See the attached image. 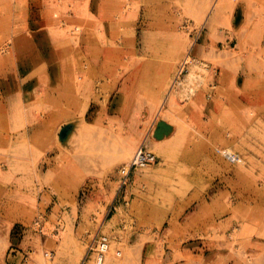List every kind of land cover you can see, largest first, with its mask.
Listing matches in <instances>:
<instances>
[{
    "label": "rangeland",
    "instance_id": "rangeland-1",
    "mask_svg": "<svg viewBox=\"0 0 264 264\" xmlns=\"http://www.w3.org/2000/svg\"><path fill=\"white\" fill-rule=\"evenodd\" d=\"M224 1L48 0L37 43L65 62L69 83L51 88L70 116L30 145L55 105L46 74L19 66L35 38L20 39L16 19L43 7L0 0V74L40 85L2 130L0 264H95L103 236L106 264H264V0ZM158 120L180 138L168 153L148 147ZM141 146L157 162L130 169Z\"/></svg>",
    "mask_w": 264,
    "mask_h": 264
},
{
    "label": "crops",
    "instance_id": "crops-1",
    "mask_svg": "<svg viewBox=\"0 0 264 264\" xmlns=\"http://www.w3.org/2000/svg\"><path fill=\"white\" fill-rule=\"evenodd\" d=\"M33 4L43 7L38 9L35 13L28 15L29 21L31 23H28L27 26H21L22 21H25L27 18V14L23 13L16 19L17 22H19V26L16 29L17 35L20 37V39L23 38L25 35L29 34L31 38H35L34 46L35 48H32L31 50H27L24 53H22L21 57L23 60L20 61L19 66L23 67L24 72L26 70H31L32 68H35L36 71L41 75H45L48 78L49 84H47V88L45 90V99L50 102V104L53 102L55 105V111L53 113H50L54 116L55 119H49L43 120V122H40L37 126H32L29 129H27V132L25 133V139L32 144H36L38 141H49V138L51 135L44 132V128H46L47 125H50L55 120H62L69 118L70 113L68 112V106L67 108H63L61 106V102H65L66 104H69L66 102V100H58V90L63 91L66 85L69 83V79L67 80V75L65 71V62H57L53 57V50L51 49V46L47 48V50H42L37 43L38 38H46L48 39L47 31L52 26L53 20L50 15V10L46 8V5H48V0H32ZM28 21V20H27ZM35 36V37H34ZM41 40H39L40 42ZM51 58V59H50ZM38 59V60H37ZM6 63L2 65V69H6ZM76 68V67H74ZM1 69V71H2ZM57 70V75L53 73ZM75 70V74L73 77H71L70 83L74 86V78L77 74V69ZM21 76V75H20ZM39 76V75H38ZM21 77L15 76V78L11 74L1 73L0 74V115L3 113L5 116V120L3 123L0 122V140L2 135V130L5 129L6 124L9 120V114L17 109L18 103L22 104V107H28L31 103L35 102L37 99V94L39 93V83H28L25 79ZM18 81V82H17ZM53 82L56 84L58 83V90L53 91L52 90V84ZM57 85V84H56ZM56 92V97H52V95ZM56 99V101H54ZM167 99V97H166ZM202 102V99H201ZM61 108L64 110L63 114L56 115V109ZM18 110V109H17ZM170 112V111H169ZM204 115V114H203ZM197 117V114H196ZM202 118V116H200ZM199 118V117H197ZM47 121V122H46ZM159 121V120H158ZM156 123L152 128V141L149 143V148L156 149L157 151H160L161 153H168L170 150L176 148L177 143H179L180 138L171 137L169 139L163 140V141H157L153 138V132L155 130V127L158 123ZM5 131V130H4ZM3 131V132H4ZM34 133V134H33ZM6 135V134H5ZM40 135V136H39ZM39 136V137H38ZM4 140V139H2ZM5 141V140H4ZM46 142H43L41 146L48 145ZM40 146V145H39ZM50 150H46V153H49ZM51 159H53L51 157ZM194 217H191L186 224L191 223L192 219ZM17 258V255L15 256ZM14 258V259H15Z\"/></svg>",
    "mask_w": 264,
    "mask_h": 264
},
{
    "label": "built area",
    "instance_id": "built-area-1",
    "mask_svg": "<svg viewBox=\"0 0 264 264\" xmlns=\"http://www.w3.org/2000/svg\"><path fill=\"white\" fill-rule=\"evenodd\" d=\"M223 158L226 159L230 164L238 163L237 155H230L223 152ZM236 156V157H235ZM157 162V157L146 149L144 146H141L135 152L131 162L130 169H144L147 168ZM111 249V243L108 237H99L94 245L92 250L94 251V262L95 264H106L108 259V254ZM122 253L118 252L116 254L117 257H121Z\"/></svg>",
    "mask_w": 264,
    "mask_h": 264
},
{
    "label": "water",
    "instance_id": "water-1",
    "mask_svg": "<svg viewBox=\"0 0 264 264\" xmlns=\"http://www.w3.org/2000/svg\"><path fill=\"white\" fill-rule=\"evenodd\" d=\"M71 130L70 128H64L62 129L61 133H60V142L63 143L67 140V137L69 136ZM174 132V128L172 125L168 124L166 121H159L156 129L154 131L153 137L158 140H164L168 137H170Z\"/></svg>",
    "mask_w": 264,
    "mask_h": 264
},
{
    "label": "bare ground",
    "instance_id": "bare-ground-1",
    "mask_svg": "<svg viewBox=\"0 0 264 264\" xmlns=\"http://www.w3.org/2000/svg\"><path fill=\"white\" fill-rule=\"evenodd\" d=\"M98 1V0H97ZM226 1V0H225ZM225 1H224V3H225ZM213 3V2H212ZM214 3L216 4V2L214 1ZM97 4V3H96ZM96 4H94V8L98 11V5H96ZM103 6V5H102ZM101 6V7H102ZM92 7V6H91ZM220 8V7H219ZM223 8H224V4H223ZM222 8V9H223ZM100 9V8H99ZM101 11H102V9H101ZM99 13V12H98ZM85 25H86V29L87 28H89V24H88V22H85ZM83 36H84V39H83V42H84V46H85V53H90L91 52V48H92V46H91V43H92V38H91V35H90V32H89V30H86L84 33H83ZM160 37V36H159ZM94 38V37H93ZM161 38V37H160ZM94 42H95V39H94ZM172 48V47H171ZM175 48V47H174ZM98 49V48H97ZM177 50V49H176ZM94 52V51H93ZM92 52V53H93ZM187 60H188V58H187ZM217 70V69H216ZM177 78H178V76H177ZM177 78H176V80H177ZM176 80H174V82H173V84L172 85H174L175 86V83H176ZM171 88H173V87H171ZM34 134V133H33ZM175 137V136H174ZM126 143V142H125ZM130 144V143H129ZM131 145V144H130ZM123 147V149H121L120 148V150H119V154H118V156H119V158H121L122 156L123 157H125V156H127L128 155V153H129V150H131V146H126L125 145V147L124 146H122ZM119 149V148H118ZM112 151V150H111ZM114 259V258H113ZM116 259V258H115Z\"/></svg>",
    "mask_w": 264,
    "mask_h": 264
}]
</instances>
